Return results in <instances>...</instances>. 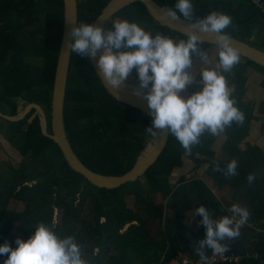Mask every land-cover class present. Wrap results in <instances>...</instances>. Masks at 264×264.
Returning a JSON list of instances; mask_svg holds the SVG:
<instances>
[{"label": "trees", "instance_id": "16d2710c", "mask_svg": "<svg viewBox=\"0 0 264 264\" xmlns=\"http://www.w3.org/2000/svg\"><path fill=\"white\" fill-rule=\"evenodd\" d=\"M109 1L78 0V25L81 22L94 23ZM155 1L163 7H173L176 2ZM192 3L195 6L194 20L212 11L225 13L233 19V25L226 30L231 37L264 50V12L252 0H192ZM145 16L148 20L142 22ZM115 18L136 22L153 35L159 32L176 40L186 39L154 21L141 2L122 9ZM64 21V0H0V110L7 109V114L16 115L22 109L18 100L24 105L37 103L47 112L50 133L52 90ZM111 23L107 29L112 28ZM209 46L204 44L202 47ZM246 64L256 65L250 61ZM259 69L264 72L263 68ZM128 81L138 86L135 70ZM64 119L65 134L75 155L88 169L103 175L119 176L130 170L150 137L144 130L151 126V119L112 98L94 74L88 58L74 52L70 55ZM0 127L5 130L3 124ZM6 130V135L21 137V145L17 149L24 157L18 168L11 167L0 175V180L4 179L0 182L11 183L5 189L6 195L0 194V207L3 209L1 203L6 206L13 198L25 203L27 212L16 217L12 212L0 211V245L7 241L15 248L11 237L21 230L17 222L30 218L32 225L30 223L24 233L25 241L36 225L43 222L61 238L74 237L83 253H91L90 264H165L177 252L193 255L195 243L204 237L205 229L201 226L195 232L189 231L182 224L184 213L205 206L215 219L229 215L225 211L218 214L216 208H212L220 202L198 179L201 171L217 189L226 185L234 188L231 200L239 199L237 193L240 188L241 192L245 190L252 225L260 226L264 219V157L260 149L242 160L238 176L225 177L214 168L226 169L228 163L214 158L210 146L204 144V136L189 155L169 135L165 149L143 178L106 190L94 187L67 166L59 147L42 135L34 111L23 121L10 123ZM196 156L202 160L198 161L199 168L194 171V178H188L186 176L195 163L190 157ZM11 170L13 174H10ZM249 174L256 177L251 185L247 182ZM36 180L38 183L34 186L27 185ZM172 182L174 184L170 186ZM156 193H160L164 204L153 202ZM76 194L79 195L78 201ZM126 195L144 205L146 217L151 220L160 218L162 221L163 214L167 215L165 207H170L173 217L163 220V239L160 242L144 241L148 231L145 221L124 208ZM54 220L58 221L55 225ZM133 221L138 225H129ZM15 225H18L17 229ZM127 225L128 229H125ZM247 230L254 236L259 235V241L252 244L251 250L244 246L249 234ZM240 232L239 238L225 241L230 248L228 252L257 253L258 258L242 260V264H260V259H264V236L260 237V233L246 225ZM97 248L98 253L95 251ZM112 251H116V255L108 256ZM99 255L108 256L109 262L100 263ZM6 258L0 256V264Z\"/></svg>", "mask_w": 264, "mask_h": 264}, {"label": "clouds", "instance_id": "9594fccd", "mask_svg": "<svg viewBox=\"0 0 264 264\" xmlns=\"http://www.w3.org/2000/svg\"><path fill=\"white\" fill-rule=\"evenodd\" d=\"M160 12L171 21L182 16L189 22L184 31L186 39L176 40L159 32L153 35L128 20L112 22L111 29L81 22L69 32L68 48L81 57L96 60L100 81L114 95L124 89L135 70L138 86L131 94L147 101L151 116V126L144 131L152 137L166 131L190 155L205 133L219 136L233 123L245 122L225 76L240 63V53L226 31L233 25V19L212 11L194 20L192 0H176L173 7H163ZM206 37L215 42V59L202 47ZM197 60L202 65L198 71L194 70ZM193 83L199 90L186 98L182 96ZM194 160L199 166L196 162L202 159L196 156ZM237 168L238 162L232 160L226 169L216 166L214 171L230 177L237 175ZM255 179V174H249L248 184ZM229 212L231 215L215 219L210 209L198 206L193 213L201 217L198 224L205 229L204 237L196 241L193 255L177 253L199 258L201 264H208L210 253L234 255L228 252L230 248L225 241L239 238L250 213L238 205H232ZM14 243L15 248L7 241L0 245V256L7 257L3 264H87L74 237L61 238L43 222L36 225L26 241L17 238ZM95 251L98 253L99 249Z\"/></svg>", "mask_w": 264, "mask_h": 264}, {"label": "water", "instance_id": "95a60500", "mask_svg": "<svg viewBox=\"0 0 264 264\" xmlns=\"http://www.w3.org/2000/svg\"><path fill=\"white\" fill-rule=\"evenodd\" d=\"M136 2H141L145 5L147 12L154 21L162 26L169 28V30L171 31L185 36V27L189 22L185 21L182 17L178 21L169 20L160 12L163 6L155 0H110L102 10V13L95 19L94 23H98L107 29L109 23L119 11ZM64 15L65 21L63 39L61 40L60 44L52 90L50 113L52 133L49 132V119L47 112L41 105L37 103L26 104L22 111L17 113L16 115H8L0 111V118L10 123H19L34 111L38 116L42 135L51 139L59 147L65 158L67 166L73 172L82 176L87 182L98 189H117L127 183H133L143 178L147 170L157 161V159L165 149L169 134H167L165 131L160 132L157 137L150 136L149 140L146 142L145 146L136 157L135 163L133 164L131 169L119 176L96 173L88 169L78 159L66 137L64 119L65 90L71 55V52L68 48V44L71 42L69 32L75 26V24L78 26V0H64ZM101 17L103 18L101 20H98V18ZM231 38L233 47H235L239 51L240 59L244 63H246V61H250L264 69V50H260L254 46H251L250 44L240 40L239 38ZM204 44L215 47V42L208 39L207 37L205 38ZM98 58L99 53L96 59ZM88 60L94 71V74L99 79V70L96 66V60L89 58ZM101 84L104 87L102 82ZM136 88V85L127 81L124 85V89L120 91L118 95H114L104 87L107 93L116 101L141 111L151 119V116L149 115V109L147 107V101L131 94L132 91ZM191 159L194 160V158ZM196 163L199 164L198 162Z\"/></svg>", "mask_w": 264, "mask_h": 264}, {"label": "crops", "instance_id": "0c3cea01", "mask_svg": "<svg viewBox=\"0 0 264 264\" xmlns=\"http://www.w3.org/2000/svg\"><path fill=\"white\" fill-rule=\"evenodd\" d=\"M204 48L211 52L215 59V47ZM200 67L202 65L197 60L194 70L198 71ZM225 76L231 89L232 98L236 101L235 106L244 113L245 122L243 125L233 123L219 136L214 137L205 133L204 144L210 146L211 151L214 152V158L219 162L229 163L236 160L240 161L239 165L241 166L242 160L257 149L261 150L264 157V72L256 65H247L240 59V63L231 72L225 73ZM193 90H199L195 83L190 85L181 95L186 98L193 93ZM0 130L2 131L1 127ZM14 148L16 147L7 139V135L0 133V153L8 156L9 150ZM233 254L242 257L243 260L256 259L253 257L254 253Z\"/></svg>", "mask_w": 264, "mask_h": 264}, {"label": "rangeland", "instance_id": "374dc122", "mask_svg": "<svg viewBox=\"0 0 264 264\" xmlns=\"http://www.w3.org/2000/svg\"><path fill=\"white\" fill-rule=\"evenodd\" d=\"M194 9H195V6H194ZM114 20L116 21L118 19L115 18ZM145 20H148V16H145V18H144V20L142 22H145ZM192 92H195V90H193ZM18 101H19V103H20V105L22 106V109H23L24 106H25L24 103L21 100H18ZM22 109H21V111H22ZM3 111H5L6 113L9 112L7 109L6 110L3 109ZM0 123H2L4 125V127H5V130H3V131L0 130V133H1V135L2 134L6 135V131H7L6 127H9L10 123L9 122H4L1 118H0ZM15 130L16 129H14V131ZM7 139H9L14 144V146L16 148H20V145H21V140L20 139H21V137H18V136L14 137V135H7ZM16 148L9 150V155L8 156L6 154H4V153H0V161H1L0 162V175H3L5 173H7L9 171V168H11V167L12 168H18L19 167V163H20V161H22L24 156H22L21 153ZM237 162H238L237 175H235L234 177L239 175V170L241 168L240 165H239L240 161H237ZM10 174H13V170L10 171ZM193 174H194V172L191 171L189 173V175H187L186 177L194 178ZM201 174L202 175H200L198 179L203 181L204 185L206 184L211 189V191L213 193L212 196L214 197V199L216 198L220 202V204L218 206L213 205V207H212V208H216V211H217L218 214H222V212L225 211L226 213L231 215V213L229 212V209L231 208L232 205H238L240 207L246 208L249 211V213L251 214L250 207L248 205H246L247 199H246V196H245V190H242V192H243L242 193L241 192V188H240L239 192L237 193V194H239V196H238L239 199L231 200V198H233V190H234V188H232L230 185H226L223 189H217L214 186V184L211 181V179L204 174V171H201ZM1 180H4V179L2 178ZM141 181H143V180H141ZM37 183H38V180L31 181V182L27 183V185L29 187H32V186H34ZM8 184L11 185V183H8ZM8 184H4L3 182H0V194L3 195V197L7 193L5 189H6ZM173 184L174 183L172 182L170 184V186H173ZM89 188L93 189L92 187H89ZM78 198H79V195L76 194L75 195L76 201H78ZM123 201H124V208L126 210L133 212L135 215L141 217L145 221V224H146L145 226L147 227L148 231H147V233L144 236V241L146 243L149 242V241L151 243L160 242L163 239V237L161 235V234H163V225L165 223V222H163V220L173 217L170 207H168V206L165 207V212L167 213V215L164 216V214H163L164 218H162V221H161L160 218H156L154 220H151L150 218L146 217L147 210H145L144 205L138 203L134 197H132L130 195H126ZM153 202L156 205L164 204V201L162 200V197L160 196V193H156L153 196ZM86 203L89 204V200H87ZM165 204H166V202H165ZM1 205L3 206L4 210H6L7 212L14 213V215L16 217L24 216V214L27 212L26 204L23 203V202H19L17 200H14L13 198H11L9 200L8 205L4 206L3 203H1ZM3 209L0 207V211H3ZM57 212H58V210H56V213ZM193 212H194V210L186 211L184 213V218H182V224L191 232L192 231L195 232L201 227L198 224V221H199L198 216L195 215ZM86 221L89 222V223L92 222L91 219H86ZM57 222H58L57 220H54L53 224L55 225V224H57ZM17 223L21 226V230L18 231L17 233L15 232L16 234H13V236L11 237V239H12L11 242L14 245H15L14 241L17 238L25 241L24 240V238H25L24 233L27 231V229H29V225H30L31 222H30V218H29V220L24 219V221H19ZM31 225H32V223H31ZM129 225L136 226L138 224H137L136 221H133V222L129 223ZM129 225L125 226L124 228L128 229ZM245 225L247 227L251 226L253 229H255L256 232L260 233V237L264 236V219L261 221L260 226L257 225V224H253L252 225L249 220H248V222ZM17 226L15 225L16 229H17ZM194 226H199V227L196 228ZM30 228H32V227H30ZM247 232L249 234H248V238H246L247 242L245 243L244 246L247 249L249 248L251 250L252 249V247H251L252 244L253 243H257L259 241V235L258 236H254L253 233L249 232L248 230H247ZM65 233H66V230H65ZM89 246L90 245H87L86 247H89ZM84 253H85V255H84L83 258L87 261V264H90V259L89 258L91 257V253L89 251H85ZM116 253H117L116 251H112L111 254H109L108 256H110L112 254L116 255ZM108 256L99 255L100 263L101 262L102 263L109 262ZM258 256L259 255L257 253H254L253 257L254 258H258ZM130 259H133V256L130 257ZM260 264H264V259H260Z\"/></svg>", "mask_w": 264, "mask_h": 264}, {"label": "built area", "instance_id": "2783aa9c", "mask_svg": "<svg viewBox=\"0 0 264 264\" xmlns=\"http://www.w3.org/2000/svg\"><path fill=\"white\" fill-rule=\"evenodd\" d=\"M252 3L264 12L263 0H252ZM161 260L163 261V258ZM242 260V257L236 255H228L225 253L223 256H214L210 253L208 264H241ZM165 264H201V262L199 258L191 257L183 253H176Z\"/></svg>", "mask_w": 264, "mask_h": 264}, {"label": "flooded vegetation", "instance_id": "af4514ba", "mask_svg": "<svg viewBox=\"0 0 264 264\" xmlns=\"http://www.w3.org/2000/svg\"><path fill=\"white\" fill-rule=\"evenodd\" d=\"M113 19H115V16L113 17ZM120 20V19H119ZM113 20H111V22H112ZM110 22V23H111ZM185 169H186V167H184ZM199 168V166H196V164L194 163V165L192 166V168L189 170V173L191 172V171H196L197 169Z\"/></svg>", "mask_w": 264, "mask_h": 264}]
</instances>
